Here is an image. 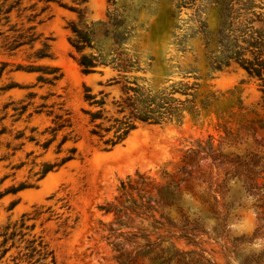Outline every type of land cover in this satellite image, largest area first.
Here are the masks:
<instances>
[{
  "label": "rangeland",
  "instance_id": "374dc122",
  "mask_svg": "<svg viewBox=\"0 0 264 264\" xmlns=\"http://www.w3.org/2000/svg\"><path fill=\"white\" fill-rule=\"evenodd\" d=\"M61 1L73 4L72 0ZM223 1L87 0L83 4L84 21L93 23L95 33L92 47L82 52L70 45L71 32L66 27L71 21L78 23L77 14L57 3H49L38 17L39 38L12 51L4 46L6 36L12 34L9 27L19 26L21 19L12 12L8 23L0 20V264H26L28 258L23 254L39 240L52 251L55 264H120L127 257L125 264H194L196 259L200 263L245 264V257L251 264H264V226L257 229L260 224L252 199L246 197L240 184L231 180L226 184L230 188L227 193H216L220 210L230 206L224 221L211 209L213 191L208 194V183L202 180L209 172L208 160L199 159L200 169L193 170L186 180H180L183 174L178 171L186 150L203 145L209 137L213 147L223 141L224 152L251 146L253 136L264 143L259 81L236 63L221 69H212L208 63L205 40H217ZM245 1L232 0L231 14L244 13ZM43 4L40 0H22L25 14ZM253 5L251 10L264 13V0H254ZM114 15L120 21L115 35L124 38L122 46L139 57L143 68L128 73L130 76L140 77V84L154 90L180 81L196 82L197 87L194 112L185 110L181 121L138 124L122 143L105 151L96 137L89 135L88 115L82 110L99 107L83 100V86H89L97 98L104 97L106 109V92L107 101L120 93L118 86L106 85L116 72L99 64L95 72L84 74L77 59L82 53L105 60L110 57L112 33L105 36L98 22H107ZM43 43L49 44L50 56L38 58L34 51ZM209 47L219 53L220 46L214 41ZM37 66L58 67L62 76L52 84L39 81L40 75H51L37 70ZM175 96L185 98L178 93ZM60 110L70 112L78 140L67 141L57 153L61 133L46 150L41 143L50 136L43 133L44 129ZM227 131L238 136L236 145L224 141ZM71 146L77 148L76 156L38 179L42 163L56 161ZM137 174L147 178L145 184L134 183L136 188L121 195L120 182H134ZM215 174L213 167L212 177ZM170 181L178 185L167 190V200L174 204L166 205L160 201L157 188ZM22 182L32 186L6 192ZM148 197L150 210L131 209L133 202L139 204ZM177 202L187 213V226L198 229L192 236L194 241L170 236L169 226L161 217L162 212L179 217ZM23 214L25 225L20 227ZM154 219L163 227L155 225ZM172 230L180 232L178 228ZM12 231L15 235L10 234ZM159 235L165 237L158 247L150 250L142 246L146 240L156 241ZM30 263L43 264L45 260L37 252Z\"/></svg>",
  "mask_w": 264,
  "mask_h": 264
},
{
  "label": "trees",
  "instance_id": "16d2710c",
  "mask_svg": "<svg viewBox=\"0 0 264 264\" xmlns=\"http://www.w3.org/2000/svg\"><path fill=\"white\" fill-rule=\"evenodd\" d=\"M40 1L44 3L42 6L37 10L36 8H30V12L25 14L27 8L22 6V0H0V20L4 19L8 23L12 12H15L16 16L21 19L19 26L13 24L9 27L12 34L6 36L4 44L6 49L12 51L24 44H32L39 38L36 26L41 20H38V17L47 10L49 3H57L77 14L78 23L71 21L66 26L71 32V36L68 38L70 45L78 52L92 47V36L95 33V28L92 25L93 23L89 25L84 21L85 7L83 4L87 0H72V5H67L61 0ZM231 1L224 0L220 9L221 20L220 26L216 29L217 40L212 37L205 40V46L209 50L208 63L212 69H221L231 63L239 65L249 77L259 81V88L262 92L261 101L262 106H264V13L251 10L254 6V0H246L243 2L242 7L245 10L244 13L236 12L231 14ZM119 22L115 15L110 16L107 22H98L103 27L105 36L112 33L114 49L110 52L108 59H101L99 55L91 53H82L77 59V63L84 74L95 72L99 64L110 66L116 72V75L106 80V85L118 86L120 93L118 97H113L110 101H107L109 93L106 92V109L104 108V97L97 98L89 86H83V100L89 106L99 107L94 111L91 109L82 110L83 113L88 115V123L91 126L88 130L89 135L96 137L97 144L105 151L111 150L122 143L130 135L131 131L137 128L138 124L158 125L170 120L181 121L185 110L190 113L195 110L194 91L197 87L196 82L180 81L171 83L159 90H154L151 86L140 84L138 82L141 79L140 77L128 74L143 68L139 57L134 56L127 47L122 46L121 41L124 38L115 35L114 29L120 27ZM234 24L235 26H233ZM213 41L220 46L219 53L214 52V49H210L209 45ZM34 55L38 58L49 57V44L43 43L40 48L34 51ZM151 63L148 65L151 66ZM36 69L51 75H40L38 77V80L44 83L52 84L62 76L58 67L37 66ZM175 93L185 96V98L181 99L175 96ZM188 96H191V98ZM103 120H106V125L103 124ZM43 133L50 135L41 143L45 150L61 133V138L56 145L57 153L62 151V145L67 141L76 142L78 140V135L73 128L72 118L68 110H60V112L55 113L51 118V125L47 126ZM237 138L238 136L233 135L230 131H227L223 137L229 146L231 144L236 145L238 143ZM222 142L220 141L216 147H213L211 137H209L203 145L197 144L195 148L187 149L178 168V171L183 174L180 180L191 178L193 170L200 169L199 159L208 160V175L203 177L202 173L200 178L203 177L202 180L208 183L206 192L209 194L213 191L212 198L214 202L211 203V209L216 213H220L221 219L226 221L230 214V206L227 207V210H220L216 193L219 192L222 196L227 193L230 188L226 187V184L233 180V183L240 184V188L244 191L246 197L252 199L251 205L260 224L257 227L259 230L264 226V143L253 136V144L251 146L244 147L240 151L231 150L224 152L221 147ZM65 151V154L57 158L56 161L42 163L41 169L37 172L39 173L38 179L43 178L47 172L56 170L73 159L76 156L77 148L71 146L66 148ZM213 167L216 168L214 179L211 175V168ZM220 177L222 178L221 181H219ZM146 179L142 174H137V179L134 182L130 180L122 181L118 189L121 195L127 194V189L136 188L134 183L143 185ZM177 185L178 182L172 183L170 181L165 186L158 187L160 201L166 205L174 204L167 200V190ZM30 186L32 184L22 182L18 185L10 186L6 192L15 193ZM149 200H151L150 197L139 204L133 202L131 209L136 211V209L144 207L150 210L152 206L148 203ZM11 204L13 206L15 202ZM177 210L179 212V217L177 218L170 217L168 213H161V217L165 219L169 226L167 230L170 232V236L185 237L190 241H194L192 236H195L194 232L198 229L187 226L189 222L187 213L178 202ZM24 217L25 214L22 215L20 227L25 225ZM154 224L158 227H163L164 225L156 219H154ZM8 227H5V232L2 233L3 236L7 234L6 230ZM172 228H178L180 232L176 233ZM10 234L15 235L14 231ZM163 237L165 236L159 235L157 240L153 242L146 240L142 246L152 250L159 246V240ZM4 241H6V236L3 239ZM33 241H30L31 245H33ZM126 241H130V239L127 238ZM5 252L6 249H4L3 253ZM37 252L45 260L43 264H55L52 251L42 240H39L37 245H33L29 253L23 254L28 258L26 264H32L30 263L32 255ZM48 257L51 258L48 259ZM128 259L129 257L122 260L120 264H125ZM244 262L245 264H251V259L245 257ZM14 264H18V262ZM184 264L188 263L185 262ZM194 264L212 263H200V260L196 259ZM257 264H260V262Z\"/></svg>",
  "mask_w": 264,
  "mask_h": 264
}]
</instances>
